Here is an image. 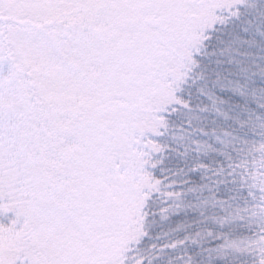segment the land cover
Segmentation results:
<instances>
[{"label":"snow or ice","instance_id":"obj_1","mask_svg":"<svg viewBox=\"0 0 264 264\" xmlns=\"http://www.w3.org/2000/svg\"><path fill=\"white\" fill-rule=\"evenodd\" d=\"M0 264H264V0H0Z\"/></svg>","mask_w":264,"mask_h":264}]
</instances>
